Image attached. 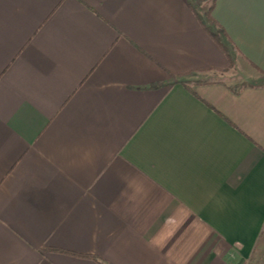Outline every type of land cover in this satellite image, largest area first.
<instances>
[{
	"label": "crops",
	"instance_id": "0c3cea01",
	"mask_svg": "<svg viewBox=\"0 0 264 264\" xmlns=\"http://www.w3.org/2000/svg\"><path fill=\"white\" fill-rule=\"evenodd\" d=\"M263 230L264 0H0V264H245Z\"/></svg>",
	"mask_w": 264,
	"mask_h": 264
},
{
	"label": "rangeland",
	"instance_id": "374dc122",
	"mask_svg": "<svg viewBox=\"0 0 264 264\" xmlns=\"http://www.w3.org/2000/svg\"><path fill=\"white\" fill-rule=\"evenodd\" d=\"M228 73L231 77L237 79L240 85H244L241 71L229 69ZM245 264H264V230L260 236L257 247Z\"/></svg>",
	"mask_w": 264,
	"mask_h": 264
}]
</instances>
